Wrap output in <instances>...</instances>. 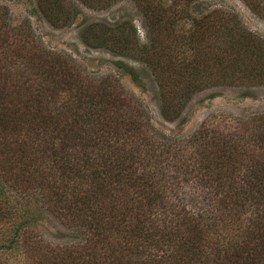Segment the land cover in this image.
Wrapping results in <instances>:
<instances>
[{
	"label": "trees",
	"instance_id": "1",
	"mask_svg": "<svg viewBox=\"0 0 264 264\" xmlns=\"http://www.w3.org/2000/svg\"><path fill=\"white\" fill-rule=\"evenodd\" d=\"M36 1L56 28L74 22L80 12L69 0ZM142 1L150 30L174 38L172 46L150 38L134 55L125 25H87L82 40L87 47L139 56L159 86L160 114L166 121H177L191 97L214 80L264 82V55L258 46L252 48L249 33L230 13L213 11L195 19L191 6L201 0H173L169 5ZM249 8L264 17L257 1ZM203 21L207 27L198 24ZM181 22L190 24L184 33ZM213 31L220 33V58L202 71L199 61L202 52L212 49L206 40ZM236 35L240 38L233 40ZM45 61L50 75L40 101L36 96L35 103L42 105L35 109L40 119L33 125L37 135L43 134L47 158L43 198L66 224L85 231L87 241L77 256L81 250L83 255L88 249L103 250L102 256L93 255V261L81 264H264V122L258 118L232 130L202 127L187 141L166 142L146 124L134 125L121 93L108 85L89 86L92 81L76 78L57 59ZM116 66L135 76L123 63ZM57 96L65 101H52ZM31 106L12 100V130L24 127ZM125 140L132 147L121 148ZM182 182H194L211 195L209 209L218 215L195 214L181 208L183 203L177 205L165 190L168 184L179 187ZM27 214L19 218L16 231L30 223ZM228 219L239 227L222 230Z\"/></svg>",
	"mask_w": 264,
	"mask_h": 264
},
{
	"label": "rangeland",
	"instance_id": "2",
	"mask_svg": "<svg viewBox=\"0 0 264 264\" xmlns=\"http://www.w3.org/2000/svg\"><path fill=\"white\" fill-rule=\"evenodd\" d=\"M69 1L76 4L79 15L69 25L56 28L41 13L36 0H0V264H81V261H93V255L102 256L103 253L102 249L93 252L88 249L84 255L81 250L77 256L79 248L87 241L85 231L73 223L66 224L43 198L42 169L47 158L43 156V134L37 135L33 125L40 119L34 114L35 109L42 105L35 103L36 96L40 101L45 78L50 75L45 66L48 58L62 62L76 78L92 81L89 86L108 85L112 91L121 93L130 107L123 113L134 125L146 124L152 128L149 132L161 135L166 142L187 141L202 127H231L232 130L235 126L246 128V123L258 118L264 122V82L243 84L235 79L225 82L223 78L208 83L195 93L184 105L177 121H166L160 114L163 101L159 86L151 70L139 61V56L123 57L105 48L87 47L82 32L90 24L108 28L125 25L126 32H130L127 39L134 55L137 46H147L150 38L160 46L168 43L172 46L175 39L150 30L141 10L142 0ZM161 1L169 5L173 0ZM251 1H257L264 8V0H201L191 6L190 14L195 19H202L213 11L230 13L238 20L240 29L249 33L252 48L258 46L264 55V17L251 11ZM198 24L207 27L206 21ZM189 28L187 22H181L179 26L182 33ZM214 31V35H208L212 37L206 40V47L212 46L211 51L201 54L202 71L209 69L215 58H220L221 53L216 50L221 42L220 33ZM235 38L240 36L236 35L233 40ZM242 43L245 45L244 41ZM186 55L189 56V52ZM116 63L132 69L135 76L120 70ZM246 64L251 66L249 62ZM12 100L33 105L27 111L28 115L25 113L26 124L18 130H12ZM60 100L65 101L58 96L52 101L60 103ZM18 119L22 122L21 117ZM130 147L129 140L121 146ZM172 185L168 184L165 191L176 204L183 203L179 206L185 211L204 216L218 215V211L209 209L211 195L194 182H182L179 187ZM25 214L30 223L16 231L19 218ZM239 225L228 219L221 229L231 231Z\"/></svg>",
	"mask_w": 264,
	"mask_h": 264
}]
</instances>
